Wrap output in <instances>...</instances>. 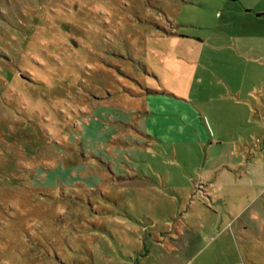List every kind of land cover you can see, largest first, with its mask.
<instances>
[{
  "label": "rangeland",
  "instance_id": "obj_1",
  "mask_svg": "<svg viewBox=\"0 0 264 264\" xmlns=\"http://www.w3.org/2000/svg\"><path fill=\"white\" fill-rule=\"evenodd\" d=\"M262 5L0 0V264H264V24L254 20ZM167 37V62L153 67L181 75L173 84L189 128L208 141H146L126 159L96 153L82 134L92 122L80 119L81 96L114 81L98 65L143 78ZM205 169L228 173L230 187L207 193ZM204 200L212 212L195 218L202 238L183 253L173 247L182 238L156 237L173 213ZM242 200H254L259 217L238 215Z\"/></svg>",
  "mask_w": 264,
  "mask_h": 264
},
{
  "label": "crops",
  "instance_id": "obj_2",
  "mask_svg": "<svg viewBox=\"0 0 264 264\" xmlns=\"http://www.w3.org/2000/svg\"><path fill=\"white\" fill-rule=\"evenodd\" d=\"M256 13L257 16L255 15L254 20L261 26L264 24V5L260 6L256 10ZM172 41V38L167 37L161 39L157 43V46H153L152 56H147L144 62L145 72L146 70L149 72H146L143 78L136 76L131 71H127L126 74L123 73V75H126L125 78L120 75L117 76L113 68L107 67L104 63L100 62L98 65L100 71L103 70L102 72L111 74L110 76L114 78V81H112L113 84L112 82L107 85L104 84L107 90L101 88L98 91L89 94L85 93L81 96L83 105L81 113L84 116L80 119V125L81 127H85L88 123L92 122L90 130L88 132L82 131V134L96 142L95 148H93L96 153H99V151L108 152L113 157L112 159H115L116 153L120 152L119 156L121 159H126L127 152L133 150L144 151V144L150 147L147 144L148 141H155L160 144L185 145L200 144L208 141V132L205 131V134H200L199 132H192L189 128L192 121L188 117V114L184 112V101L181 97L176 96V94L181 95V93L178 92L173 84V80L176 77L180 80L181 75L177 72L172 73L169 69L160 71L159 69L155 70L153 67L155 64L158 66L166 64L167 56L162 52V47L167 46V44L163 43H171ZM182 56L189 63L201 62L190 55ZM182 56L179 57L182 59ZM153 62L155 63L154 65L152 64ZM161 68L162 70L165 69L164 66ZM169 76H171L170 81L168 80ZM116 82L118 84L115 86L114 83ZM185 132L188 135L186 139L182 138ZM64 137L66 138V136ZM249 154L252 156L251 152ZM236 166L239 167L240 165ZM235 167L233 169L236 170ZM224 169L226 170L224 172H231L230 169ZM120 170L125 169L120 168ZM126 170L135 171L134 168ZM218 172L212 169H205L204 173L201 174L202 178L199 179L201 181L199 184L204 183L203 185L207 193L212 189L230 187L231 183L228 180L229 174L226 173V175L220 177L222 173ZM119 183L121 182L114 183V185H121ZM216 186L217 188H215ZM254 202V200H242L241 207L237 211L238 215L243 216V213L250 211L252 218L259 217L257 215L258 210H252ZM199 206H201L199 207L201 209L197 207L194 209H184L183 207L178 210V215H174L173 213V220L166 229L161 232L157 231L156 234L160 233V236L156 235V237L182 238L183 241L174 244L175 246L173 247L178 248L183 244V247H179L181 249L180 252L176 250L179 255L183 253L182 250L189 247V239L193 243L197 238H202L199 236L200 233L194 231L196 228L195 218L204 217L205 219L208 216V212H212L208 200H204ZM204 213L205 215L203 216ZM224 220L226 219L223 218ZM204 227V225H200L202 231ZM158 242L161 244L163 240H158ZM158 264L181 263L172 261V263L163 262Z\"/></svg>",
  "mask_w": 264,
  "mask_h": 264
}]
</instances>
